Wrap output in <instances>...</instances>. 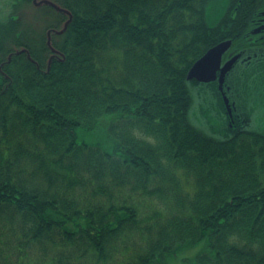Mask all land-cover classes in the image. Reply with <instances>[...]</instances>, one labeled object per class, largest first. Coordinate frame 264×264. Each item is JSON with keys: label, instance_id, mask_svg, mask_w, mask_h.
I'll return each instance as SVG.
<instances>
[{"label": "trees", "instance_id": "obj_1", "mask_svg": "<svg viewBox=\"0 0 264 264\" xmlns=\"http://www.w3.org/2000/svg\"><path fill=\"white\" fill-rule=\"evenodd\" d=\"M22 1L30 19H0V264H170L199 244L182 264H264V131L198 127L187 80L222 42L264 47V0L215 22L217 0Z\"/></svg>", "mask_w": 264, "mask_h": 264}, {"label": "rangeland", "instance_id": "obj_2", "mask_svg": "<svg viewBox=\"0 0 264 264\" xmlns=\"http://www.w3.org/2000/svg\"><path fill=\"white\" fill-rule=\"evenodd\" d=\"M225 2L226 0H217L210 4L207 15L211 22H215L222 16ZM31 6L22 0H0V19H6L15 11L28 20L32 16ZM247 55L254 57V60L251 63L239 62L227 78L229 96L237 114L246 122L248 128L264 131V47L251 49ZM189 88L193 97L190 113L192 121L212 135L221 139L229 138L225 129L227 124L225 105L219 85L190 82ZM100 137H103V133ZM88 139L94 138L89 136ZM201 247L202 244H199L195 249L181 253L170 264H182L181 259L193 257Z\"/></svg>", "mask_w": 264, "mask_h": 264}, {"label": "water", "instance_id": "obj_3", "mask_svg": "<svg viewBox=\"0 0 264 264\" xmlns=\"http://www.w3.org/2000/svg\"><path fill=\"white\" fill-rule=\"evenodd\" d=\"M261 32L258 28L253 31L254 34ZM232 41H225L208 50L199 60H197L188 72L187 80L194 84H211L217 83L224 100L225 116H227L234 124L235 105L230 102L227 95L229 88L227 87V78L241 59L242 54L239 53L226 62H223L224 55L230 50ZM232 127L233 124L230 123Z\"/></svg>", "mask_w": 264, "mask_h": 264}, {"label": "flooded vegetation", "instance_id": "obj_4", "mask_svg": "<svg viewBox=\"0 0 264 264\" xmlns=\"http://www.w3.org/2000/svg\"><path fill=\"white\" fill-rule=\"evenodd\" d=\"M259 26L258 28L261 29V32H259V37H261L262 39L264 38V16L260 19V21L258 22Z\"/></svg>", "mask_w": 264, "mask_h": 264}]
</instances>
